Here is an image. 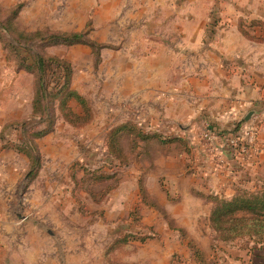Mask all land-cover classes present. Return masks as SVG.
<instances>
[{"label":"rangeland","instance_id":"rangeland-1","mask_svg":"<svg viewBox=\"0 0 264 264\" xmlns=\"http://www.w3.org/2000/svg\"><path fill=\"white\" fill-rule=\"evenodd\" d=\"M141 10L140 0H0V175H19L0 213L4 208L3 220L46 224V237L60 239V246L54 239L50 246L57 254L65 240L68 251L75 252L79 240L86 252L94 251V238L105 234L98 226L103 222L116 229L104 249L106 264H137L121 256L138 253L147 240L173 235L194 255L202 254L203 264H217V257H205L207 251L220 252L218 242L231 241L210 221L213 198L194 188L199 212L185 213L181 197L171 195L161 175L163 167L172 171L169 158L191 159L190 134L139 113L141 62L155 58L163 36ZM73 33L84 34V42L43 39ZM36 54L45 58V72L27 67ZM42 83L47 97L35 110ZM7 159L18 167L7 168ZM175 169L180 176L181 167ZM200 236L211 240V249L197 241ZM45 250L50 253L40 249Z\"/></svg>","mask_w":264,"mask_h":264},{"label":"crops","instance_id":"crops-1","mask_svg":"<svg viewBox=\"0 0 264 264\" xmlns=\"http://www.w3.org/2000/svg\"><path fill=\"white\" fill-rule=\"evenodd\" d=\"M140 4L143 19L155 22L163 36L156 42L155 58L141 62L139 113L147 119L171 121L190 134L191 159L171 157L166 164L172 171L161 169V175L170 182L171 195L181 197L182 211L194 214L199 212L193 206L199 201L194 188L227 198L239 187L263 188L264 28L252 23L264 24V0H140ZM242 28L253 37L245 35ZM249 114L251 118L246 120ZM240 121V126H258L248 139V152L240 153L218 140L217 148L222 150L218 163L216 154L208 152L199 138L200 129L207 124L228 133ZM5 164L11 169L18 167L9 159ZM179 166L180 176L175 169ZM18 181V174L0 175L1 206ZM166 206L175 211L170 203ZM3 215L4 208L0 213V264H50L59 260L76 264L79 257L84 264H106L105 246L116 237L115 226L102 222L98 226L105 234L94 238L99 241L94 251L86 252L87 244L81 240L75 252L68 251L63 239V252L57 254L50 246L53 239L60 246V239L46 237L43 228L50 230L46 224L3 220ZM25 228L31 231L21 230ZM197 241L206 251L211 249L208 238L198 237ZM218 243L220 252L207 251L209 259L217 257V264H264V246L251 238ZM43 248L50 253L41 252ZM121 257L137 264H200L177 235L147 240L138 253Z\"/></svg>","mask_w":264,"mask_h":264},{"label":"trees","instance_id":"trees-1","mask_svg":"<svg viewBox=\"0 0 264 264\" xmlns=\"http://www.w3.org/2000/svg\"><path fill=\"white\" fill-rule=\"evenodd\" d=\"M259 24L262 25V28H264V24L261 22L252 23V25ZM242 30L245 35L253 37L245 28H242ZM38 33L40 32L35 34ZM84 36L85 35L82 33L52 34L49 37H43V39H53L52 43L57 44H74L78 42H84ZM27 67L29 69H37L38 73L45 72L46 60L42 56L36 54V59L34 62L27 63ZM67 95L74 97L83 105H86L83 97L77 94L75 91L68 90ZM46 97V86L44 83H42L40 89L38 88L36 92L34 101L35 110L40 109V103L42 99ZM242 122L243 121L237 123L234 128L228 132L236 133L240 129ZM124 129H126V125ZM45 132H47V130L39 132L38 135H42ZM220 133L224 134L226 132L221 131ZM153 135L160 137L162 134L155 133ZM187 143L189 146L188 141ZM188 146L187 152H190L191 148ZM210 197L213 198V201L215 202V206L211 212L210 221L215 230L220 233L224 240L232 241L239 238L249 237L256 243L264 246V187L255 189L239 187L236 190L235 195L231 198L220 197L218 195H212ZM125 241L126 240L122 242ZM195 257L200 264H203L204 256H202V254H195ZM205 257L207 258V256Z\"/></svg>","mask_w":264,"mask_h":264},{"label":"built area","instance_id":"built-area-1","mask_svg":"<svg viewBox=\"0 0 264 264\" xmlns=\"http://www.w3.org/2000/svg\"><path fill=\"white\" fill-rule=\"evenodd\" d=\"M257 129V124H245L240 126V129L236 133L228 132L222 134L217 128L206 124L201 131V139L206 144V150L210 153H215L216 160L220 163L222 161V150L217 148L216 143L218 140H223L233 150L245 154L249 149L248 139L255 135Z\"/></svg>","mask_w":264,"mask_h":264},{"label":"water","instance_id":"water-1","mask_svg":"<svg viewBox=\"0 0 264 264\" xmlns=\"http://www.w3.org/2000/svg\"><path fill=\"white\" fill-rule=\"evenodd\" d=\"M251 118V114H249L247 117H246V120H250Z\"/></svg>","mask_w":264,"mask_h":264}]
</instances>
